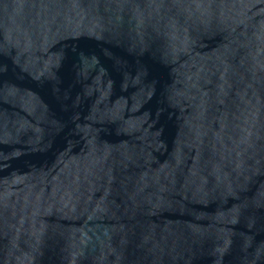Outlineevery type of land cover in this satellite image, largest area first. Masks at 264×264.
Listing matches in <instances>:
<instances>
[{
  "label": "water",
  "instance_id": "95a60500",
  "mask_svg": "<svg viewBox=\"0 0 264 264\" xmlns=\"http://www.w3.org/2000/svg\"><path fill=\"white\" fill-rule=\"evenodd\" d=\"M0 264H264V0H0Z\"/></svg>",
  "mask_w": 264,
  "mask_h": 264
}]
</instances>
